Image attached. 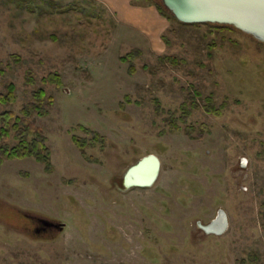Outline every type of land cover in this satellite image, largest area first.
I'll list each match as a JSON object with an SVG mask.
<instances>
[{
  "label": "rangeland",
  "instance_id": "obj_1",
  "mask_svg": "<svg viewBox=\"0 0 264 264\" xmlns=\"http://www.w3.org/2000/svg\"><path fill=\"white\" fill-rule=\"evenodd\" d=\"M137 21L97 0H0V154L35 105L53 167L0 164V264H264V43ZM148 155L155 184L125 189Z\"/></svg>",
  "mask_w": 264,
  "mask_h": 264
},
{
  "label": "water",
  "instance_id": "obj_2",
  "mask_svg": "<svg viewBox=\"0 0 264 264\" xmlns=\"http://www.w3.org/2000/svg\"><path fill=\"white\" fill-rule=\"evenodd\" d=\"M162 3L180 23L233 26L264 43V0H162ZM160 171V159L156 155H148L128 170L124 187H151ZM216 220L203 229L208 233L222 234L227 223L219 230L211 229ZM57 226L63 230L65 224Z\"/></svg>",
  "mask_w": 264,
  "mask_h": 264
},
{
  "label": "trees",
  "instance_id": "obj_3",
  "mask_svg": "<svg viewBox=\"0 0 264 264\" xmlns=\"http://www.w3.org/2000/svg\"><path fill=\"white\" fill-rule=\"evenodd\" d=\"M162 3V0H161ZM158 12L165 17L168 21L177 19L165 8L163 5H157ZM199 25V24H194ZM219 27H227L226 25H218ZM43 95V94H42ZM40 99V98H39ZM31 109H39V106L30 105L23 110L24 116L21 118H17V122H15L12 126V129L15 132V139L17 144L14 146H6L1 147L0 154V164L3 162L4 158L8 159H23L33 157L38 162L43 163L46 166L47 172L52 171L51 164V152L50 149L46 146L47 139L43 135L40 129H37L34 122L31 121V114L29 110ZM46 111H43L41 115H45ZM10 114L5 116V121L3 125L5 126L3 129L2 138L8 137L10 135V123L9 119ZM32 137V139H30Z\"/></svg>",
  "mask_w": 264,
  "mask_h": 264
},
{
  "label": "crops",
  "instance_id": "obj_4",
  "mask_svg": "<svg viewBox=\"0 0 264 264\" xmlns=\"http://www.w3.org/2000/svg\"><path fill=\"white\" fill-rule=\"evenodd\" d=\"M107 6L113 13L119 18V22L129 24V26L134 27L128 22L129 20L137 19L146 20L148 28V36L163 35L167 28V22L164 17L151 6H132L133 0H97ZM132 22V21H131ZM138 22V21H137ZM136 22V23H137ZM135 23V22H134ZM136 28V27H134Z\"/></svg>",
  "mask_w": 264,
  "mask_h": 264
},
{
  "label": "bare ground",
  "instance_id": "obj_5",
  "mask_svg": "<svg viewBox=\"0 0 264 264\" xmlns=\"http://www.w3.org/2000/svg\"><path fill=\"white\" fill-rule=\"evenodd\" d=\"M225 223H226V216L224 213H221L220 217L217 218V220L213 224V228L211 227V229L219 230L220 228H222V226L225 225ZM226 226H227V224H226Z\"/></svg>",
  "mask_w": 264,
  "mask_h": 264
},
{
  "label": "flooded vegetation",
  "instance_id": "obj_6",
  "mask_svg": "<svg viewBox=\"0 0 264 264\" xmlns=\"http://www.w3.org/2000/svg\"><path fill=\"white\" fill-rule=\"evenodd\" d=\"M44 226L42 227V228H40V229H38V231H46L48 228L49 229H52V228H59L57 225L58 224H56V223H54V222H49V221H47V220H39Z\"/></svg>",
  "mask_w": 264,
  "mask_h": 264
}]
</instances>
